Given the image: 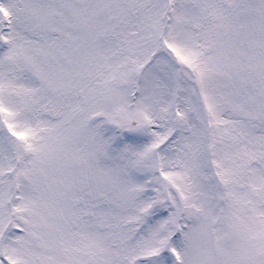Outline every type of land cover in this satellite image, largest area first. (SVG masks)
Here are the masks:
<instances>
[{
	"label": "snow or ice",
	"instance_id": "1",
	"mask_svg": "<svg viewBox=\"0 0 264 264\" xmlns=\"http://www.w3.org/2000/svg\"><path fill=\"white\" fill-rule=\"evenodd\" d=\"M0 264H264V0H0Z\"/></svg>",
	"mask_w": 264,
	"mask_h": 264
}]
</instances>
